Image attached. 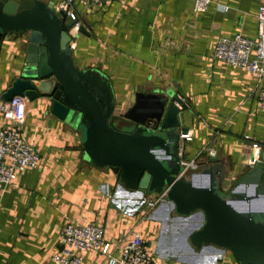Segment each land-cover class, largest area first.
Wrapping results in <instances>:
<instances>
[{
  "label": "crops",
  "instance_id": "0c3cea01",
  "mask_svg": "<svg viewBox=\"0 0 264 264\" xmlns=\"http://www.w3.org/2000/svg\"><path fill=\"white\" fill-rule=\"evenodd\" d=\"M40 1L74 14L82 29L69 44L73 64L109 80L112 114L131 106L136 93L170 91L181 98V124L191 136L183 159L200 165L215 151L226 170L223 194L248 169L252 144L264 149V112L258 107L264 76L257 82L213 56L220 37L256 35L255 15L264 0H212L203 13L192 0H106L100 6ZM25 44L24 37L0 39V95L26 67ZM49 106L45 96L24 99L17 127L33 143L39 164L18 174L13 185H0V264H52L65 222L100 224L113 256L136 232L158 264H237L227 249L191 244L202 212L179 215L167 200L147 210L155 193L126 188L108 167L88 161L79 130ZM6 124L0 116V127ZM80 264L108 263L89 250Z\"/></svg>",
  "mask_w": 264,
  "mask_h": 264
},
{
  "label": "water",
  "instance_id": "95a60500",
  "mask_svg": "<svg viewBox=\"0 0 264 264\" xmlns=\"http://www.w3.org/2000/svg\"><path fill=\"white\" fill-rule=\"evenodd\" d=\"M67 9L40 0H0V39L24 37L26 67L0 95L31 101L48 97L50 112L79 130L85 158L106 166L126 188L160 193L175 213L203 214L190 235L193 246L227 249L237 264H264V149L223 194L225 165L217 155L181 173L187 128L185 104L170 91L136 93L134 102L114 115V94L96 69H77L69 46L77 22ZM78 25L76 32L81 31Z\"/></svg>",
  "mask_w": 264,
  "mask_h": 264
},
{
  "label": "built area",
  "instance_id": "2783aa9c",
  "mask_svg": "<svg viewBox=\"0 0 264 264\" xmlns=\"http://www.w3.org/2000/svg\"><path fill=\"white\" fill-rule=\"evenodd\" d=\"M93 6H100L106 0H80ZM194 10L203 13L208 9L212 0H192ZM72 0H62L61 6H67ZM70 19L74 14L66 13ZM256 35L243 36L237 33L233 38L220 37L213 51L215 59L230 66L247 71L260 82L264 76V3L256 11ZM76 22L72 34L76 33ZM258 107L264 112V87L258 94ZM24 114V98L13 96L10 100L0 97V116L8 124L0 127V185H13L18 174L26 169L36 168L39 164V155L31 141L22 138L17 125L21 123ZM187 141L191 136L182 134ZM255 156L259 146L253 143ZM210 155L215 151L210 150ZM183 166L181 173L195 169L194 160H181ZM167 189L155 193L147 198V210L166 200ZM109 242L103 238V228L98 223L83 225L65 222L59 232V249L50 256L52 264H80L82 253L94 251L104 256L108 264H158L150 252L149 246L140 235L134 232L131 237L119 246L117 256L111 255Z\"/></svg>",
  "mask_w": 264,
  "mask_h": 264
}]
</instances>
